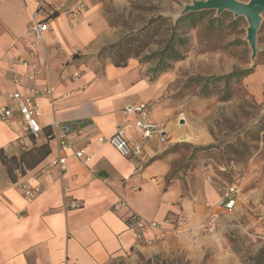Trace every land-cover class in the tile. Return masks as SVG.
Instances as JSON below:
<instances>
[{
    "label": "crops",
    "instance_id": "crops-1",
    "mask_svg": "<svg viewBox=\"0 0 264 264\" xmlns=\"http://www.w3.org/2000/svg\"><path fill=\"white\" fill-rule=\"evenodd\" d=\"M46 1L52 18L30 58L28 29L35 2L0 0V106L16 109L9 98L13 93L34 97L43 133H50L54 123L72 124L73 149L83 150L90 159L83 164L69 158L59 171L51 165L57 155L55 142L34 143L20 131L19 123L0 122V149L7 157L19 158L40 145L49 149L35 166L28 168L23 161L13 172L15 182L0 161V264H120L137 255L151 258L175 253L185 255L189 264H201L207 254L210 264H242L223 238L235 228L242 212L239 194L231 211L216 214L218 241L210 236L192 237L200 232L196 226L215 214L213 207L224 187L201 154L189 165L190 155L181 146L189 134L196 146L210 145L214 139L203 122L185 123L181 106L171 100L178 63L156 78L151 73L153 65L142 64L140 59L116 67L99 52L138 26L126 30L111 25L103 0H82L85 10L79 15L73 14L79 0ZM112 4L128 5L129 0H112ZM18 58L33 62L39 73L34 75L30 67L19 65L9 69ZM48 88L53 90L50 95L44 94ZM140 103L147 104L151 119L163 125L164 142L160 137L143 141L133 127L125 128L126 137L142 145L136 159L124 158L98 142L125 126L124 107ZM127 119L131 125V118ZM256 156H250L246 170L257 169L263 179L264 160ZM20 182L39 188L32 202L23 198ZM258 195L262 202L255 208L264 219V182L245 194L255 200ZM119 200L126 207L114 210ZM71 201L81 207L65 210ZM128 213L156 221L162 229L146 231L150 242H136L124 222ZM179 214L194 227L190 236L174 235L172 224L164 222L173 223Z\"/></svg>",
    "mask_w": 264,
    "mask_h": 264
},
{
    "label": "rangeland",
    "instance_id": "rangeland-1",
    "mask_svg": "<svg viewBox=\"0 0 264 264\" xmlns=\"http://www.w3.org/2000/svg\"><path fill=\"white\" fill-rule=\"evenodd\" d=\"M192 1L129 0L128 5L114 6L112 0H103V11L111 25H122L128 30L137 26L140 28L151 17L157 15H167L175 21L177 19L175 16ZM237 1L246 3L249 0ZM116 10H120V13L117 14ZM228 14L229 16L224 19L225 24L233 19L239 21L235 28L227 29L225 36L216 40L220 45L219 49L210 50L209 48L214 44L207 41L199 44L204 24L188 34L189 46L185 58L178 62L176 69L178 78L172 86L171 100L173 104L181 106L180 116L185 123L191 125V122H203L206 132L214 139V143L207 145L213 146L212 149L205 152L198 151L195 148L206 146L192 144L191 142L194 143L195 140L192 139L193 135L189 134L185 143L190 147H184V152L190 155L189 165L194 164V158L201 154L204 157V164L211 165L217 171L218 176L215 175L214 179L221 186L233 185L238 189L242 212L234 222L235 228L223 238L227 247L242 264H252L257 252L264 246V219H260L257 212L259 208H255L262 202L260 195L256 200L252 196L250 198L245 196L252 188L264 182V175L261 179L257 169L252 173L246 170L250 156L257 154L258 159L264 160V130L258 131L259 126L264 128V29L261 27L264 26V16L261 30L259 29L257 35L258 53L252 61L251 51L245 41L246 20L242 17L234 18L232 14ZM210 16L217 17L215 11H212ZM232 40H239L241 44L226 46ZM249 68L253 69L251 75L231 84L230 97L227 101L219 100L220 88L212 91L209 96L203 97L200 94L199 85L187 84V79L191 77L224 76L233 71ZM241 141L245 147L244 145L240 147ZM231 143L236 148L235 154L228 149ZM214 218L218 217L215 215ZM216 230L213 233L199 232L192 237L210 236L218 241L219 236ZM208 257L209 254L201 264H210L207 263ZM120 264H189V262L182 253H175L166 257L158 255L151 258L137 255L135 259L128 257Z\"/></svg>",
    "mask_w": 264,
    "mask_h": 264
},
{
    "label": "built area",
    "instance_id": "built-area-1",
    "mask_svg": "<svg viewBox=\"0 0 264 264\" xmlns=\"http://www.w3.org/2000/svg\"><path fill=\"white\" fill-rule=\"evenodd\" d=\"M35 2L36 8L32 15V23L28 29V36L30 40L27 42L28 54L30 58L34 57V47L37 43L43 39V33L49 28V21L52 18V9L49 7L46 0H31ZM49 12H46L45 10ZM85 10V5L82 0H79L73 10L74 15L82 14ZM46 13V16H43ZM75 16L71 18L73 22ZM16 65L22 67H30L33 70L34 75L39 73L38 67L30 60L18 58L15 62L9 64V69H13ZM77 76V75H76ZM52 88H48L44 94L50 95ZM9 98L15 103L16 109H12L8 106H0V122L5 124L19 123L20 131L24 136L30 138L34 143L43 139L44 142H55L57 147V155L51 161V165L56 167L59 171H63L67 165L68 159L73 158L80 163H87L90 159L89 155H86L83 150L73 149V140L71 136L75 132V128L70 123H54L52 131L48 134L43 133V128L40 124V109L36 102V99L30 95H21L20 93H13L9 95ZM123 113L126 117L124 120L125 126H118L116 131L109 137H100L98 142L101 144H108L111 146L117 154L124 158L136 159L142 153V145L136 142L130 141L126 137L125 128L133 127L137 135L143 140L148 141L154 137H160V140L164 142L165 131L162 124L155 122L150 117L149 107L147 104H133L127 105L123 109ZM131 118L132 123L130 125L127 118ZM77 133L81 134V131ZM22 143V142H21ZM23 198L27 203L32 202L39 193L38 187L30 186L25 182L18 183ZM238 195V189L233 186H225L222 189L219 200L214 205L215 211L214 217L218 212L231 211L236 203ZM81 205L76 201H71L65 205V210H73L80 208ZM126 202L119 200L113 206L114 210L125 208ZM213 216L209 220L202 222L198 225V229L202 233H213L216 229ZM125 225L128 231L132 234L133 239L136 242H150L145 238L147 230L160 231L161 224L156 221H148L135 213H128L125 217ZM167 224H172L171 232L178 236H189L192 234L194 227H189L184 216L182 214L176 215L175 221L171 223L169 219L164 221Z\"/></svg>",
    "mask_w": 264,
    "mask_h": 264
},
{
    "label": "trees",
    "instance_id": "trees-1",
    "mask_svg": "<svg viewBox=\"0 0 264 264\" xmlns=\"http://www.w3.org/2000/svg\"><path fill=\"white\" fill-rule=\"evenodd\" d=\"M212 11H201L196 13H187L175 21L170 17L157 15L151 17L143 26L130 31L128 34L121 37L114 45L104 47L99 52V56L103 59H109L116 67H124L129 59H140L142 64H152V75L156 78L160 74L172 68V65L182 61L187 53L189 46L188 34L202 27V34L199 37V44L204 41L214 44L210 50H217L220 45L216 42L225 36L226 30L235 28L239 20L233 19L225 24L224 19L229 16L228 13H223L217 17L210 16ZM264 29V26H261ZM261 30V29H260ZM241 44L239 40H232L226 46H236ZM155 47V49H153ZM252 68L233 71L224 76L215 77H191L187 79V84L194 83L199 85L201 96H209L212 91H217L220 88V101H227L230 97V86L240 80L251 75ZM263 126L258 127V131H263ZM240 147L245 144L239 142ZM183 148L190 146L186 143L181 145ZM213 146L197 147L195 150L207 151ZM228 149L232 154L236 153V148L233 143L228 145ZM49 153L47 145H40L28 151H25L19 158L7 157L0 149V161L6 168L8 176L12 182L16 181L14 170L20 169L23 161L26 167L35 166L41 159ZM28 157L27 160L24 157ZM23 172V167H21ZM252 264H264V246L260 248L252 260Z\"/></svg>",
    "mask_w": 264,
    "mask_h": 264
},
{
    "label": "water",
    "instance_id": "water-1",
    "mask_svg": "<svg viewBox=\"0 0 264 264\" xmlns=\"http://www.w3.org/2000/svg\"><path fill=\"white\" fill-rule=\"evenodd\" d=\"M201 11H215L216 16L228 12L234 18H244L247 23L245 41L251 51L252 61L255 59L258 53L257 35L264 16V0H249L246 3L237 0H193L183 7L175 19Z\"/></svg>",
    "mask_w": 264,
    "mask_h": 264
}]
</instances>
